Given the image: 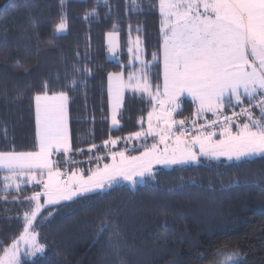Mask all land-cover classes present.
I'll use <instances>...</instances> for the list:
<instances>
[{"label": "trees", "instance_id": "obj_1", "mask_svg": "<svg viewBox=\"0 0 264 264\" xmlns=\"http://www.w3.org/2000/svg\"><path fill=\"white\" fill-rule=\"evenodd\" d=\"M61 23L66 28L57 32ZM160 27L158 0H64L63 6L61 0H0V151H37L34 99L46 88L48 95L68 96L70 139L82 150L63 168H79L86 177L108 162L107 149L131 155L143 150L142 143L125 138L146 129L150 104L125 94L119 127L113 129L108 73L127 66L130 37L143 41L151 62ZM112 34L117 61L106 47ZM74 67L88 71L74 74ZM158 72L151 67L153 83ZM175 118L195 119L190 100L182 99ZM109 137L121 139L105 146ZM93 144L99 151L90 153ZM6 174L0 171V197ZM20 187L27 196L40 190L35 183ZM7 191L12 195L0 198V255L22 235L24 215L35 203L15 185ZM35 233L46 248L35 264H214L224 250L238 252L245 264H264V158L231 163L201 158L156 170L134 188L120 181L41 220Z\"/></svg>", "mask_w": 264, "mask_h": 264}, {"label": "snow or ice", "instance_id": "obj_2", "mask_svg": "<svg viewBox=\"0 0 264 264\" xmlns=\"http://www.w3.org/2000/svg\"><path fill=\"white\" fill-rule=\"evenodd\" d=\"M159 12L162 19L160 42L154 53L156 63L140 60L137 40L135 52L129 48L132 53L129 65H120L118 73L109 72L108 80L109 101L115 111L124 103L125 87L131 88L134 97L137 92L142 100L147 97L151 105L146 130L141 128L125 139L158 138L163 150L153 142L150 148L145 147L139 156H131L126 162L125 151L107 149L113 161L120 157L119 164L105 163L103 169L97 168L90 175L85 173L86 178L78 175L81 169L62 167L72 153L82 154L70 139L68 96L63 91L49 96L47 88L43 95H36L38 151H0V169L7 172L5 197L12 195L7 190L15 185L16 191L23 192L30 204L35 202L24 215L23 234L4 250L7 264H29V261L35 264L34 258L45 253V245L37 240L35 233L41 220H49L81 198L105 191L106 184L111 187L124 181L135 186L136 177L143 180L145 175L153 176L154 164L170 169L197 164L200 157L212 160L224 157L237 162L264 158V0H160ZM65 28L61 23L57 32ZM9 55L6 53L4 59ZM134 63L141 67H132ZM150 65L159 70L156 83L149 75ZM84 71L88 70L73 68L74 74ZM125 72L129 73L127 84L123 80ZM113 81L117 84L114 92ZM184 96L192 102L195 119L191 121L175 118ZM115 111L111 117L113 129L119 127ZM207 113L211 116L205 119ZM189 122L193 125L192 132L186 128ZM217 130L218 138L213 140ZM119 139L109 137L103 143L115 147ZM168 141H172L173 147H169ZM93 149L99 151L95 144L89 152ZM96 160L99 163L100 157ZM21 183H35L40 190L34 188L32 195L27 196ZM231 186L230 181L224 187ZM12 198L18 199L15 195ZM21 243L26 245L23 251ZM213 258L218 260L219 256ZM233 264L245 262L237 259Z\"/></svg>", "mask_w": 264, "mask_h": 264}, {"label": "rangeland", "instance_id": "obj_3", "mask_svg": "<svg viewBox=\"0 0 264 264\" xmlns=\"http://www.w3.org/2000/svg\"><path fill=\"white\" fill-rule=\"evenodd\" d=\"M159 6H160V0H158V10H159ZM160 13V12H159ZM161 16V15H160ZM162 19V18H161ZM137 40H139V52H140V60L141 61H146V59H145V51H144V46H143V41L141 40V39H139V38H137V37H130L129 39H128V47H127V55H128V62H127V65H129V61H130V59H132V53H130L129 52V48H131L132 50H133V52H135V50H136V47H137ZM118 40H117V35H115V34H112V35H109L108 36V38H107V42H106V47H107V51H108V57L110 58V59H112V60H115V61H117V59H118V42H117ZM110 48H114L115 49V51H114V53L113 52H111L109 49ZM152 62V64H154L156 61L154 60V58H153V60L151 61ZM132 67H137V68H139V67H141V65L140 64H138V63H134L133 65H132ZM151 65H150V69H151ZM149 74H150V71H149ZM128 76H129V73H126V74H124L123 75V80H124V82H125V84H127V81H128ZM109 85H110V82H109V80H108V95H109ZM162 85V84H161ZM111 86H112V88H113V92L115 91V88L117 87V84H116V82L115 81H113L112 82V84H111ZM125 94H131V95H133V92H132V90H131V88H128V87H125V89H124V91H123V95H124V97H125ZM135 95H137V96H141V94L139 93V92H137ZM146 100H147V97H144ZM182 98H187L188 100H191L190 99V97H187V96H184V97H182ZM110 102V101H109ZM121 107H122V105L120 106V108H119V110L121 109ZM119 110L118 111H115L113 108H112V106H111V104H110V117H109V123H110V126L112 127V122H111V117H112V115H113V113H114V111H115V114L117 115V119H118V112H119ZM150 110H151V105H150ZM206 116L207 115H205V118H206ZM145 122H146V125H145V127L147 126V117L145 118ZM186 127H188V126H186ZM218 131V130H217ZM233 131L235 132V129H233ZM189 139H190V137H188ZM149 139H151V141L149 142V143H147L146 142V144L144 143V145H146L147 147H151V145H152V143L153 142H156L157 144H158V148L162 151L163 150V148H164V145H162V144H159V141H158V138H152V137H150ZM214 140V139H213ZM149 141V140H148ZM139 142H145V141H139ZM168 144H169V147L171 148V147H173V144H172V141H168L167 142ZM143 145V144H142ZM145 148V147H144ZM143 148V150H141V152H143L145 149ZM112 151H113V149H112ZM196 151H198V148L196 149ZM140 152V151H139ZM139 152H137V153H139ZM137 153H134V154H132V155H136ZM131 155V153H125V158H129V157H131L132 156ZM120 158V157H119ZM201 158H204V159H209V158H205V157H200L199 158V162H200V159ZM253 158H256V157H253ZM249 159H251V158H249ZM128 160V159H127ZM127 160H125L126 162H127ZM209 160H212V159H209ZM220 160H222V161H225V162H228V163H231V162H237V161H235V160H233V161H228L226 158H224V157H221L219 160H213V161H220ZM105 163H107V160H104V161H102L101 162V167L103 168L104 167V164ZM120 163V162H119ZM95 165V164H94ZM174 167V166H173ZM159 169H165V168H163V167H161L160 165H153V174H154V172L156 171V170H159ZM149 176H147V175H145V177L143 178V180H141L139 177H136L135 179H136V185L137 184H140V183H142V182H144L145 180H146V178H148ZM123 184H126L127 186H129V187H131V188H134L135 186H132V185H130L128 182H124V181H121ZM112 186H114V185H112ZM106 187H109L107 184L105 185V188ZM99 192V191H98ZM42 202V201H41ZM23 234V233H22ZM38 240V239H37ZM24 247H26V245H24L23 243H21V250L23 251V248ZM221 252H223L224 253V255H219ZM232 254H235V255H232ZM217 256H219V259L214 263V264H233V262L234 261H236L237 259H239L240 261H243V259H242V256L238 253V252H235V251H220L219 253H218V255ZM0 264H7V257L5 256V252L2 254V255H0Z\"/></svg>", "mask_w": 264, "mask_h": 264}, {"label": "crops", "instance_id": "obj_4", "mask_svg": "<svg viewBox=\"0 0 264 264\" xmlns=\"http://www.w3.org/2000/svg\"><path fill=\"white\" fill-rule=\"evenodd\" d=\"M49 96H51V95H49ZM182 99H184V98H182ZM185 99H187V98H185ZM190 101H191V100H190ZM34 106H35V99H34ZM209 114H211V113H207L206 115H209ZM145 125H146V122H145ZM146 128H147V126H146ZM145 130H146V129H145ZM235 131H236V129H235ZM69 133H70V128H69ZM149 138H150V137H149ZM149 138H148V139H149ZM217 138H218V131H217V136H214L213 139L215 140V139H217ZM142 139H143V138H142ZM148 139H147V141H145V142H143V143L140 142V143H142V144H144V143L146 144V142L149 143ZM143 141H144V140H143ZM140 143H139V144H140ZM139 147L143 149L144 147H147V146H146V145H144V146L142 145V146H139ZM149 148H150V147H149ZM144 149H145V148H144ZM37 151H38V146H37ZM140 153H141V151H140L139 153H137L136 155H132V156H139ZM127 154H128V153H127ZM127 159H128V158H125V160H127ZM119 162H120V158H119V156H117V158H116L115 161H113L112 158H111V156H110L109 159H108V162H107V163H108V164H113V163L119 164ZM99 169H103V168L100 167ZM73 170H76V169H73ZM0 171H4V172H6L5 169H0ZM91 171H92V172H95L96 170H93V169H92ZM79 173H80V172H78V175H79ZM70 174H71V173L69 172V175H70ZM46 176H47V174L45 173V178H46ZM85 178H86V177H85Z\"/></svg>", "mask_w": 264, "mask_h": 264}, {"label": "built area", "instance_id": "obj_5", "mask_svg": "<svg viewBox=\"0 0 264 264\" xmlns=\"http://www.w3.org/2000/svg\"><path fill=\"white\" fill-rule=\"evenodd\" d=\"M236 111H239V109H236ZM256 112L259 113V109H257ZM228 114H229V115L231 114V110H228ZM210 116H211V115H210ZM210 116H209V117H210ZM206 118H207V117H206ZM206 118H205V119H206ZM242 119H246V118H242ZM201 122H202V121H201ZM233 126H234V125H233ZM233 126H232V127H233ZM186 128L189 130V132H192V131H193V125H191V126H189V127H186ZM107 154L110 155V152L107 151ZM67 162H69V161H67ZM63 179L66 181V180H67V176H64Z\"/></svg>", "mask_w": 264, "mask_h": 264}]
</instances>
